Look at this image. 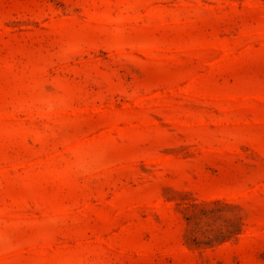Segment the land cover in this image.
Returning a JSON list of instances; mask_svg holds the SVG:
<instances>
[{
    "label": "rangeland",
    "instance_id": "374dc122",
    "mask_svg": "<svg viewBox=\"0 0 264 264\" xmlns=\"http://www.w3.org/2000/svg\"><path fill=\"white\" fill-rule=\"evenodd\" d=\"M0 264H264V0H0Z\"/></svg>",
    "mask_w": 264,
    "mask_h": 264
}]
</instances>
